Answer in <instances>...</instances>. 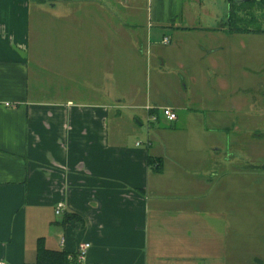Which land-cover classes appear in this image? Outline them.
<instances>
[{"label":"crops","instance_id":"crops-1","mask_svg":"<svg viewBox=\"0 0 264 264\" xmlns=\"http://www.w3.org/2000/svg\"><path fill=\"white\" fill-rule=\"evenodd\" d=\"M162 1L148 22L175 34L167 51L182 61L173 64L148 31L139 33L132 7L123 23L121 0H0L1 263H34L41 240L76 258L88 244L79 264H264V174L225 171L234 160L207 143L213 130L237 133V106L231 96L209 103L196 93L202 84L225 86L232 71L225 47L209 38L245 34L182 26L176 3L167 12ZM139 59L150 67L145 88H167L163 101L140 89ZM163 108L176 119L166 121ZM123 110L169 125L136 143L133 129L120 128ZM223 117L227 123L209 127ZM147 157L161 159L160 174Z\"/></svg>","mask_w":264,"mask_h":264},{"label":"rangeland","instance_id":"rangeland-1","mask_svg":"<svg viewBox=\"0 0 264 264\" xmlns=\"http://www.w3.org/2000/svg\"><path fill=\"white\" fill-rule=\"evenodd\" d=\"M127 6H123L121 9V15L123 23L130 25V15L133 14L134 25L137 27L139 33L148 31L151 35L152 43L159 46L163 50L159 52L160 56H166L169 63H175V59L182 61V56L176 54L172 56L167 48L173 47V38L175 34L170 28L161 27L159 24L148 22V16L154 6L156 0H121ZM175 2L174 9H178L177 20L182 21V26L185 24L189 27H209V28H225L227 26L228 5L229 0H163L165 8L168 7L170 2ZM176 6V7H175ZM126 7H132L133 12ZM181 8V9H180ZM180 11V12H179ZM168 12V8H167ZM82 16V15H81ZM236 21V27L242 30L250 31H261V34L246 33L245 35H233L231 39L228 38L226 42L222 41L221 34H214L210 37L211 45L224 46L227 58L226 62L232 71L228 70L227 84L219 88H206L203 84L196 90L197 95L208 96L209 103H213L214 96L219 94L220 97H226L232 99L237 107L234 110L232 117L227 115L230 122L235 123L237 133L233 135L230 131H215L209 138L210 144L220 146L221 153H223L225 159L234 160L233 167L223 168L225 171H232L234 173H258L260 170L264 174V168L251 167L252 163H260L264 167V6L250 3L247 7L235 9L233 14ZM234 26V27H235ZM148 27V28H147ZM46 30V32H48ZM47 33H45L46 35ZM188 36V35H187ZM166 37L170 39L169 44H163L162 38ZM48 38V37H46ZM44 39V43H47V39ZM185 40V41H184ZM175 41V39H174ZM185 46H191L192 39L190 36L183 39ZM204 41V40H202ZM162 45H161V44ZM47 46V45H46ZM110 45H108L109 47ZM127 48L123 47L122 58L123 65L120 76L122 82L128 81L130 75V55H127ZM168 50V51H167ZM214 61V60H213ZM215 62V61H214ZM69 64H74V61L70 59L67 61ZM217 66V65H216ZM150 67L143 60L139 59V71L137 83L141 90H144L145 94L151 97L155 101H163L167 98L163 93L166 91V87L163 86L162 82H156L154 89L151 87L145 88L146 79L150 77ZM173 75V73L171 74ZM158 77V76H157ZM168 79H174L173 76L167 75ZM151 79L156 81L154 74ZM121 82V83H122ZM123 95H129V87L120 86L119 88ZM146 89V90H145ZM163 94V95H162ZM208 98V99H209ZM228 100V99H225ZM224 100V101H225ZM224 102L223 100H221ZM129 110H123V120L118 121L122 125L120 128L125 132L130 133L133 129L134 141L136 143L144 142L147 137L157 128H167L169 125L164 119L159 123L148 122L145 120L143 115L134 114L133 118L129 115ZM227 119L221 118L215 120L208 119L209 127L212 129L219 128L220 122L225 124ZM117 122V123H118ZM191 123V127L196 122L188 121L187 124ZM112 126L115 127L116 121H112ZM119 127V126H118ZM232 129V127H229ZM234 133V131H233ZM205 143V142H204ZM249 160V161H248ZM248 163H247V162ZM247 165V166H246ZM220 170V169H218ZM221 171V170H220Z\"/></svg>","mask_w":264,"mask_h":264},{"label":"trees","instance_id":"trees-1","mask_svg":"<svg viewBox=\"0 0 264 264\" xmlns=\"http://www.w3.org/2000/svg\"><path fill=\"white\" fill-rule=\"evenodd\" d=\"M240 6L228 5L227 15V30L228 33H255L261 34V31L242 30L236 27L233 23L236 21L233 16L235 9H240ZM238 22H235V24ZM235 26V27H234ZM155 114V113H154ZM147 167L151 172L160 174L162 172V161L159 158L147 157ZM41 241V240H40ZM37 244L36 257L34 263L31 264H79L74 255H70L62 250H49L43 246L42 242Z\"/></svg>","mask_w":264,"mask_h":264},{"label":"built area","instance_id":"built-area-1","mask_svg":"<svg viewBox=\"0 0 264 264\" xmlns=\"http://www.w3.org/2000/svg\"><path fill=\"white\" fill-rule=\"evenodd\" d=\"M162 43L163 44H168L169 43V40L168 38H163L162 39ZM146 111L149 112L151 111L150 108H146ZM160 115L168 122H172L176 119V115L172 112L171 109L169 108H163V109H160ZM152 119H155V118H152ZM61 211V206L59 205L57 208H56V211L55 213L56 214H59ZM89 249V245L88 244H79L78 248H77V259L78 260H82L84 255H85V252ZM0 264H3L0 262Z\"/></svg>","mask_w":264,"mask_h":264},{"label":"flooded vegetation","instance_id":"flooded-vegetation-1","mask_svg":"<svg viewBox=\"0 0 264 264\" xmlns=\"http://www.w3.org/2000/svg\"><path fill=\"white\" fill-rule=\"evenodd\" d=\"M229 2L235 7V6H240L242 7H247L250 3L252 4H257L259 6H264V0H229ZM229 3V4H230Z\"/></svg>","mask_w":264,"mask_h":264},{"label":"water","instance_id":"water-1","mask_svg":"<svg viewBox=\"0 0 264 264\" xmlns=\"http://www.w3.org/2000/svg\"><path fill=\"white\" fill-rule=\"evenodd\" d=\"M246 1V0H245Z\"/></svg>","mask_w":264,"mask_h":264}]
</instances>
